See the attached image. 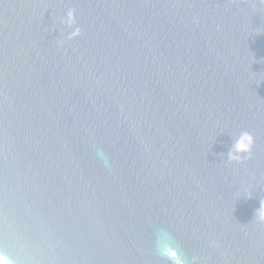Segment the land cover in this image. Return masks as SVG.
<instances>
[{
	"label": "water",
	"instance_id": "water-1",
	"mask_svg": "<svg viewBox=\"0 0 264 264\" xmlns=\"http://www.w3.org/2000/svg\"><path fill=\"white\" fill-rule=\"evenodd\" d=\"M262 203L264 0H0V254L264 264Z\"/></svg>",
	"mask_w": 264,
	"mask_h": 264
},
{
	"label": "clouds",
	"instance_id": "clouds-1",
	"mask_svg": "<svg viewBox=\"0 0 264 264\" xmlns=\"http://www.w3.org/2000/svg\"><path fill=\"white\" fill-rule=\"evenodd\" d=\"M69 21L72 19V14H68ZM252 137L249 133L243 132L237 138L233 147L229 150V159H239L240 153L248 152L251 148ZM102 156V154H101ZM107 163V161H105ZM261 209H264V203L260 205ZM171 237L166 231L161 230L157 235L156 245L157 250L161 256L166 257L171 264H185L184 259L180 256L179 252L169 243ZM0 264H20L11 258L0 254ZM24 264H36L35 261H26Z\"/></svg>",
	"mask_w": 264,
	"mask_h": 264
}]
</instances>
